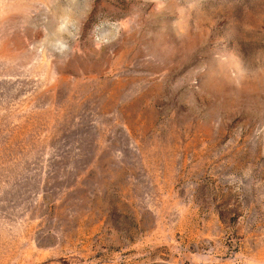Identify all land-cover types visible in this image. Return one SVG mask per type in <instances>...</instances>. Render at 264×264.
<instances>
[{
	"label": "rangeland",
	"instance_id": "obj_1",
	"mask_svg": "<svg viewBox=\"0 0 264 264\" xmlns=\"http://www.w3.org/2000/svg\"><path fill=\"white\" fill-rule=\"evenodd\" d=\"M0 264H264V0H0Z\"/></svg>",
	"mask_w": 264,
	"mask_h": 264
}]
</instances>
